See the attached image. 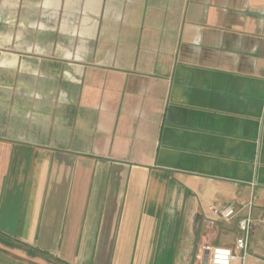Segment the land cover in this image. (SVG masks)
<instances>
[{
	"label": "crops",
	"instance_id": "crops-1",
	"mask_svg": "<svg viewBox=\"0 0 264 264\" xmlns=\"http://www.w3.org/2000/svg\"><path fill=\"white\" fill-rule=\"evenodd\" d=\"M248 215L247 262L264 0H0V264H207Z\"/></svg>",
	"mask_w": 264,
	"mask_h": 264
},
{
	"label": "built area",
	"instance_id": "built-area-1",
	"mask_svg": "<svg viewBox=\"0 0 264 264\" xmlns=\"http://www.w3.org/2000/svg\"><path fill=\"white\" fill-rule=\"evenodd\" d=\"M213 212L224 220H230L238 214L237 205L231 202L225 206L214 208ZM241 234L236 238V251L230 248L203 244L201 250L205 254L207 264H232L240 260L242 264H264V259H255L247 262L249 251V238L253 232V219L251 216L239 221Z\"/></svg>",
	"mask_w": 264,
	"mask_h": 264
}]
</instances>
